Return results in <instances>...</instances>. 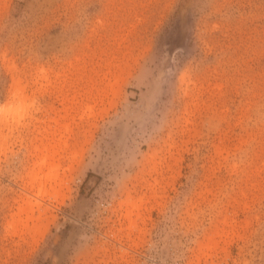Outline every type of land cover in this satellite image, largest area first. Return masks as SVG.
<instances>
[{"label":"rangeland","instance_id":"374dc122","mask_svg":"<svg viewBox=\"0 0 264 264\" xmlns=\"http://www.w3.org/2000/svg\"><path fill=\"white\" fill-rule=\"evenodd\" d=\"M0 264H264V0H0Z\"/></svg>","mask_w":264,"mask_h":264},{"label":"bare ground","instance_id":"6f19581e","mask_svg":"<svg viewBox=\"0 0 264 264\" xmlns=\"http://www.w3.org/2000/svg\"><path fill=\"white\" fill-rule=\"evenodd\" d=\"M47 156H48V155H47ZM41 161H42V160H41ZM50 173H51V172H50ZM46 176H47V175H46ZM41 189H42V188H41ZM41 189H40V188L38 189V190H39V191H38L39 193L42 192Z\"/></svg>","mask_w":264,"mask_h":264}]
</instances>
